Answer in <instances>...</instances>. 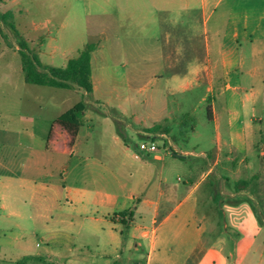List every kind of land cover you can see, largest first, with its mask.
<instances>
[{"label": "rangeland", "instance_id": "374dc122", "mask_svg": "<svg viewBox=\"0 0 264 264\" xmlns=\"http://www.w3.org/2000/svg\"><path fill=\"white\" fill-rule=\"evenodd\" d=\"M153 27V0H0V195L29 194V184L7 181L19 177L48 184V189H32L40 197L34 201L36 206L41 201L44 204V196L62 195L61 186L122 199L130 189L139 192L144 179L149 182L146 190L153 189L154 168L159 164L153 159L155 154L179 164L168 149L179 155L181 151H213L208 100L191 95L166 97L163 87L153 85ZM20 40L42 66L52 67H64L93 44L92 92L76 86L62 90L25 83ZM79 102L85 106L78 130L79 149L67 159L45 152L52 121ZM28 117L37 120L31 123ZM187 124L194 133L183 134ZM254 126L258 132L261 121ZM256 134L246 150L253 163L247 173L253 174L261 171L262 161V138ZM150 139L158 147L154 153L136 150L135 145ZM255 184L253 197L247 201L261 227L256 238L260 246L264 242V183ZM227 199L216 197L221 203ZM23 209L28 215L29 208ZM92 209L99 214L104 211L91 204ZM55 220L53 212L36 223L28 216L16 218L0 212V259L39 255L38 264H86V219H77L69 238L54 232ZM258 252L264 260V249Z\"/></svg>", "mask_w": 264, "mask_h": 264}, {"label": "crops", "instance_id": "0c3cea01", "mask_svg": "<svg viewBox=\"0 0 264 264\" xmlns=\"http://www.w3.org/2000/svg\"><path fill=\"white\" fill-rule=\"evenodd\" d=\"M153 26V85L163 87L166 97L208 100L213 151H181L183 159L174 157L179 164L155 154L153 189L146 190L144 179L139 192L130 189L122 199L61 186L62 195L44 196V204L36 206L40 197L32 189L48 184L8 177L29 184L31 192L0 195V212L35 223L53 212L54 232L65 238L72 237L77 219L85 218L86 264H264L258 252L264 242L256 245L261 227L247 201L255 182L264 183V0H153ZM61 114L47 131L44 151L67 159L79 149L78 131L71 135L58 124ZM185 126L184 135L194 133L193 126ZM256 133L262 161L253 174L247 173L253 163L246 150ZM187 157L194 159L186 162ZM218 194L227 196L226 202L217 201ZM91 204L104 211L89 210ZM27 207L28 215L21 211ZM28 261L38 264L41 258H1L0 264Z\"/></svg>", "mask_w": 264, "mask_h": 264}, {"label": "trees", "instance_id": "16d2710c", "mask_svg": "<svg viewBox=\"0 0 264 264\" xmlns=\"http://www.w3.org/2000/svg\"><path fill=\"white\" fill-rule=\"evenodd\" d=\"M8 12L5 14L7 15ZM13 28L12 24H10ZM93 44H88L79 54L69 59L64 67L42 66L35 55H31L24 40L18 42V53L21 57V70L24 81L30 85L50 87L56 89H72L74 86L87 93L92 92L90 57L94 50ZM85 112V106L79 102L57 118L60 124L71 135H75L81 126V118ZM207 117H210V108H207ZM158 129V126L150 131ZM168 133V128H164ZM238 183L245 182L240 181Z\"/></svg>", "mask_w": 264, "mask_h": 264}, {"label": "built area", "instance_id": "2783aa9c", "mask_svg": "<svg viewBox=\"0 0 264 264\" xmlns=\"http://www.w3.org/2000/svg\"><path fill=\"white\" fill-rule=\"evenodd\" d=\"M136 150L146 153H154L158 147L155 141L150 139L149 141H142L139 144L135 145ZM133 156L137 158V155L133 153Z\"/></svg>", "mask_w": 264, "mask_h": 264}, {"label": "water", "instance_id": "95a60500", "mask_svg": "<svg viewBox=\"0 0 264 264\" xmlns=\"http://www.w3.org/2000/svg\"><path fill=\"white\" fill-rule=\"evenodd\" d=\"M168 151L171 153V155L178 159H183L182 155L176 154L175 152H172L171 149H168Z\"/></svg>", "mask_w": 264, "mask_h": 264}]
</instances>
